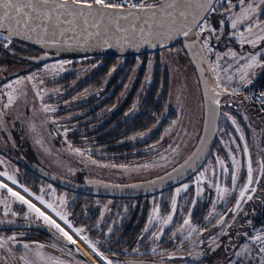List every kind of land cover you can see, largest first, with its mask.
Instances as JSON below:
<instances>
[{
  "label": "rangeland",
  "instance_id": "374dc122",
  "mask_svg": "<svg viewBox=\"0 0 264 264\" xmlns=\"http://www.w3.org/2000/svg\"><path fill=\"white\" fill-rule=\"evenodd\" d=\"M216 18L220 17L217 15ZM219 20L216 23L217 26H219ZM230 31L231 29L228 28V33H230ZM226 40L228 43L233 42L234 46L227 47L226 51H219L213 48L214 53L222 52L223 54L229 50L237 52L244 51L245 53L252 51L251 47L247 45L242 50L239 44L228 39V36ZM154 55L158 57L157 60L160 67L165 69L168 73L169 90L164 111H171V115L167 117V124L162 129L159 137L152 144H149L147 148H145V144L132 152V156L139 154L141 158H125L122 161L117 158L103 160L98 156H92L90 151L72 147L67 140L69 133L75 129L72 120L84 113L82 110H85V108L80 107L91 100H95L94 104H97L103 97L101 95L102 88H86L80 92L77 91L79 85L98 68L99 63L97 61L90 62V60L86 58L55 59L33 67L20 62L12 65H6L4 62H0V112L4 113L0 116V171H5L9 175L14 176L18 182L19 178L25 172L24 169L28 168L37 171L40 170L48 176L75 186L99 184L104 186L123 187L149 181L185 161L195 149L203 125V100L206 88L205 80L198 77L189 54L183 48L173 46L171 52L161 50ZM209 56L211 57L210 62L215 60L214 54H209ZM149 60L151 64L148 63L145 69V76L147 78H145L143 86L148 83V75L154 65L153 54L149 55ZM62 62L63 67L60 66ZM120 63L121 61L119 64ZM240 63L242 64L243 61ZM226 64H233V67L228 73L221 72V77L226 78L227 75H233V79L228 82L240 80L239 73L236 71L239 65L228 57H225V59L221 61V65ZM136 71L137 69L134 67L128 79L129 83L136 74ZM215 75L216 73L213 72L214 78ZM29 76L33 77L31 81L27 79ZM67 77H72V80L69 81L65 79ZM18 79L21 81L19 84L16 83ZM9 84L12 85V88L8 87ZM33 85H36V87L34 88ZM13 89H15V92H13L15 100L10 106L4 108V105L7 103V93L12 92ZM207 89L208 94L211 96L212 88H209L207 85ZM37 90H39L40 95H37ZM259 91L264 93L263 84L260 85ZM258 97L260 100L261 95ZM43 107L54 110L45 112ZM130 114H132L131 110L127 112V116ZM158 122L159 121H156L149 130L132 136L125 142L130 146L145 143L155 132ZM260 123L262 128V126H264V121L260 120ZM233 139L235 143H232ZM218 141L220 153L219 155H214L213 160L210 159L207 163V185L209 186V183H216L223 187L226 178L222 177L219 182L218 174L214 175V172H221V165L217 163V158L219 157L225 160L227 157V159H229L230 170L232 168V162L229 151L226 149V144H224V141L220 138H218ZM237 141L238 146L242 148L245 141L239 140V134L237 135V139L232 134L228 135V144L232 149L234 148L232 152L236 155L237 159L240 160L242 165L240 173L241 180L239 182L242 185L244 177L246 176L248 156L242 151L236 150ZM177 145L179 146L178 148ZM248 145L249 153L253 161V168L256 169L258 168L257 161L264 159V152L260 151L258 147V145H264V129L258 131L257 134L255 133L252 141H250ZM76 149H79L80 153H83V155L77 154L75 151ZM223 149L226 150V152H224ZM240 152L243 157L239 155ZM120 156H125V154ZM103 157H106V155ZM92 161H96V163ZM144 164H149L151 166L148 168L141 167ZM225 166H227V164H225ZM254 175L256 174L254 173ZM227 177L229 178V176ZM257 178L260 179V183L255 185L257 190L255 194H253V199L246 203H242L241 210L239 211V213L248 214L249 218L252 216L253 210L258 205L260 198L264 196V178H260L258 175ZM203 179H205V173L201 177V180ZM36 181L39 182L40 186L39 194L43 195L46 201L53 203V205L60 207L62 211L67 212L66 207L76 196L74 194L68 196L65 191L58 193L56 188L42 179H37ZM8 183L10 186L11 183ZM230 183L231 181H229V185ZM226 185H228V182ZM13 186L14 190L18 187L17 185ZM189 188L188 193H181L179 196H177V191L169 192L168 197L170 203L173 202V199L176 201L179 200L181 201L180 207H184L185 209L190 198L194 199L193 197L197 195V190L202 189V187H197V189L192 187ZM209 190L212 219L216 218L217 214L222 212L224 207L227 206L230 208L227 212L230 211L229 213L231 214L227 218L226 223L221 226L224 231L229 228L231 219L234 216L232 209L239 197V187H237L236 191L231 196L226 195L224 199L218 197L214 187H211ZM20 191L24 193L23 190ZM181 191L184 192L183 187ZM202 195V192H200L199 196ZM25 198L27 199L30 197L25 193ZM199 198L201 199V197ZM61 199L64 201L62 206L59 204ZM0 200L7 201L11 211L16 213L15 216H4V204L0 203V221H3V223H9L8 221L16 219L19 216H32L34 219L36 218L35 214L29 215L26 205L15 201L14 198L7 194L6 190L0 189ZM126 201L130 200L122 201L108 198H94L92 200L94 210L97 211V216L94 218L92 228L90 229H95L99 232V236L97 238H92V240L99 241L100 243L98 246H100L101 249L103 248L102 242L107 240L106 238L108 236H112L114 241L119 239L120 234H115L114 229L120 226L123 219L125 220L126 217H128L127 215L130 210H128L129 208ZM32 202L36 203L37 207L44 209L43 205H40L38 201L33 200ZM152 202H154V199H148L149 207H152ZM216 206L221 209L215 211L214 207ZM131 207H133V205H130V208ZM154 209H156L155 206ZM184 209L181 208L183 211L180 216L181 225L179 229H183V231L177 232L179 235L178 242L181 248L197 249L200 246L201 238L207 241V236L204 234L207 228L202 230L196 227L198 231L196 233H191L189 236L187 227L183 225V220L188 219L187 212L189 211L188 209ZM52 215L54 218L58 219L54 214ZM153 217L155 220L158 219L157 216L154 215V211ZM247 221L245 222L246 224L244 223V226L247 225L245 227H248ZM58 222L63 226L62 221L58 220ZM193 226L195 227V225ZM79 227L86 229L85 225L79 224ZM109 228L112 229L111 233L108 232ZM221 228L214 224L210 226V244L216 241L215 239L222 234ZM88 232L89 231L86 229L84 234L88 236ZM245 232H241V234ZM13 236L16 238L15 241L8 240L9 237ZM186 236H188L187 239H185ZM25 237L31 238V231L13 230L8 233L0 232V238H4L7 241L5 249L0 250V264H4L5 261L7 264H23V261L20 259L23 255H27L28 259L32 261L33 264H40L39 259L35 255V251L37 250L44 253L45 256L57 257L65 263L71 261V258L66 257L65 252L61 251V248L53 241H44V239L41 241H25ZM138 242L139 238L136 243ZM154 243L157 244V242ZM244 243H248L250 247H253L250 240L245 237L243 241H241L240 246ZM24 244H27L31 251L25 249L23 247ZM53 244L57 246L53 247ZM39 245H44V247L38 248ZM152 245L150 247H152ZM75 246L78 248L77 244ZM84 247L86 248V246ZM105 254L109 255L110 259H112L110 253L107 252ZM233 259L234 261L237 260L235 256ZM115 262L117 264V261Z\"/></svg>",
  "mask_w": 264,
  "mask_h": 264
},
{
  "label": "snow or ice",
  "instance_id": "6c2138e0",
  "mask_svg": "<svg viewBox=\"0 0 264 264\" xmlns=\"http://www.w3.org/2000/svg\"><path fill=\"white\" fill-rule=\"evenodd\" d=\"M214 14L220 16L218 27L213 26L212 17ZM225 28L231 29L230 33H227L228 39L238 43L242 50L247 45L251 47L252 51L245 53L244 51L229 50L223 54L214 53L210 42L213 39L219 42L221 37L226 34ZM17 40L31 42L45 50H55L57 55L62 52L87 51L89 49H115L121 55L127 51H135L143 55L144 50L149 48L171 52L174 43L181 40L184 42V49L191 52L194 57L193 62L199 60L203 64L209 54H214L215 60L209 62L208 67L216 73L215 86L211 89L212 95L210 97L207 87L205 88V99L209 100L208 119L205 126L206 130L211 127L212 131H216V121L220 116L219 108L221 105L219 97L224 92L230 95L239 94L237 89L227 87V82L233 79V75H227L226 78H222L220 75L221 72L228 73L233 64L221 65V61L228 57L239 65L236 71L239 73L240 80L246 85L253 82L256 69H264V0H0V46L3 49L11 50L10 46ZM43 55L46 58L48 52L45 51ZM241 61H243L242 64ZM60 66L63 67V62ZM199 71L203 74L204 69L199 68ZM27 79L31 81L33 77L29 76ZM16 83L19 84L21 81L18 79ZM222 85L224 86L222 87ZM8 87L12 88V85L9 84ZM33 87L35 88L36 85ZM13 92L15 89L7 93V103L4 108L14 102ZM37 95H40L39 90H37ZM260 103L264 109V93H261ZM43 110L48 112L54 109L43 107ZM3 114L0 112V116ZM223 116L231 121V125L239 133V140L245 141L243 147L237 146L236 150L242 151L248 156L246 176L241 185L239 182L242 165L230 150L231 170L225 166L224 160L217 158V163L221 165V174L230 177V185L222 187L220 184L209 183V187L215 188L220 199H224L226 195L231 196L239 187V197L232 209L235 216L241 210L242 203L253 199V194L257 190L255 185L260 183L257 175L264 178V159L257 161L258 168H253L244 131L232 115L225 112ZM205 143L202 139V148L198 149L197 153H193V156L189 157L185 164H189V161L198 156ZM232 143H235L234 139ZM258 147L260 151L264 152V145H258ZM75 151L77 154L83 155L79 149ZM92 162L96 163V161ZM150 166L144 164L141 167L148 168ZM203 175L204 173H201L200 177H197L198 182ZM0 177L4 178V180H0V189L6 190L7 194L15 201L26 205L29 215L35 214L36 218H42L44 224L50 229H54L61 240L66 242V245L61 247V251H64L67 245H76L81 242L93 256L95 264H116L109 255L101 251L98 246L99 241L89 239L84 234L85 228L73 224L68 218L67 212L46 201L43 195L36 194L27 187L19 185L17 179L7 172L0 171ZM5 181H10L12 185L22 188L23 192L32 199H26L25 195L14 190ZM187 188V184L183 185V190H187ZM181 190L178 188L177 194ZM202 191L203 189H198L197 196ZM33 200L38 201L44 209L49 211L47 213L42 211L36 203L32 202ZM0 203L4 204V216L16 215L15 212L11 211L7 201L0 200ZM59 204L61 206L64 204L63 199L59 201ZM176 208V200L173 199V213L176 212ZM52 214L63 222V226ZM191 214L189 211V218L183 220V225L187 227L189 236L198 231L191 223ZM154 215H159V209L154 210ZM172 219L171 214L162 217L159 221L161 224L159 231L155 228L152 231L145 228L144 231L153 236L154 240L159 241L163 233V226L171 223ZM148 223L153 225V220L150 219ZM218 223L223 226L226 221L221 217ZM247 223L254 228L251 221H247ZM178 231L182 232L183 229ZM108 232L111 233L112 229L109 228ZM262 232L264 230L256 231L255 235L248 232L238 233L237 235L250 239L251 244L255 247H250L248 243L237 246L239 250L233 254L237 260L233 261L230 258L229 264H264V234ZM221 233L227 235L223 231V227ZM172 235L176 237L177 232H173ZM187 238L188 236L185 237V239ZM15 239L14 236L8 238L11 241H15ZM6 244L7 241L0 238V250L5 249ZM56 246L53 244V247ZM23 247L29 249L27 244H24ZM43 247L44 245L38 246V248ZM75 251L78 253L79 249ZM134 251L138 253L139 249H134ZM156 251V247L151 248L152 253ZM73 252L72 248H67V255L72 256ZM35 255L40 264H65L63 260L45 256L39 250L35 251ZM112 255H116V253H112ZM172 258V256L169 257V259ZM20 259L23 264H33L27 255L21 256ZM4 264L7 262L5 261ZM80 264H88V262L83 261Z\"/></svg>",
  "mask_w": 264,
  "mask_h": 264
},
{
  "label": "trees",
  "instance_id": "16d2710c",
  "mask_svg": "<svg viewBox=\"0 0 264 264\" xmlns=\"http://www.w3.org/2000/svg\"><path fill=\"white\" fill-rule=\"evenodd\" d=\"M217 15L218 14H214L212 20H215ZM214 27H217V25L214 24ZM225 33L227 37L228 28H225ZM226 37L222 38V41H225L226 45L214 49L222 50L234 46L233 42H227ZM10 47L11 50H7L0 46V62H4L6 65L20 62L25 65H30V67L39 65L29 62L28 58L40 56L43 54L41 51L16 41ZM151 54L153 53L132 57L71 58H86L89 59L90 62L97 61L99 63L98 68L79 85L78 92L86 88H102L101 93H113L112 96L101 99L98 104H94L95 100H92L80 107L85 108V110H82L84 113L72 120L75 129L72 130L67 137L72 147L90 151L92 156H98L103 160L117 158L122 161L125 158L132 157L138 159L140 155L132 156V152L147 143L155 141L159 137L162 129L168 122L167 117L171 115V111H164L169 90V77L167 71L160 67L157 60L158 57L154 56V65L148 75V83L143 86V82L145 78H147L145 76V69L150 62L149 55ZM120 61L121 63L119 64ZM134 67H136L137 71L129 83L128 79ZM71 78L72 77H67L65 79L70 81L72 80ZM262 83H264V76L262 78ZM125 87L127 89L126 92L124 91ZM120 93H130V95L126 96L124 99L122 98L116 103L115 100ZM129 110L132 111V114L127 116ZM156 121L159 122L155 132L150 136V141L135 144L134 146H130L125 142L128 138L149 130ZM219 131L220 129H218V134L215 137L210 151L209 159L212 160L214 155H219L220 153L218 138L223 140L225 137ZM122 154H125V156H120ZM104 155H106V157H103ZM24 170L25 172L19 178L18 184L27 187L36 194H39L40 187L39 182L36 181L37 179H42L46 183L52 185L56 188L58 193L65 191L68 196L74 194L76 197H74V200L66 207L69 219L77 227H79V224L85 225L86 229L89 231V239L92 240V238H97L99 236L98 231L90 229L92 228L94 218L97 216V211L94 210L92 200L94 198L105 199L104 197L82 195L70 191L44 179L32 169L25 168ZM160 200L169 201V197H164ZM259 215L264 217V196L260 198L258 205L253 210L250 220L252 225L257 222ZM244 220H246V218ZM196 226L199 229L203 228V226L199 224ZM248 227L250 226L248 225ZM248 227L244 226L243 231H247ZM0 232L3 233L4 231L0 230ZM106 239L107 240L102 242L103 248H100L101 251L105 253L108 252L111 255L112 253H116V255H112V260L122 262L124 259L122 251L124 250V244L127 242L125 236L120 234L119 239L116 241H114L112 236H108ZM240 241H243V239H240Z\"/></svg>",
  "mask_w": 264,
  "mask_h": 264
},
{
  "label": "flooded vegetation",
  "instance_id": "af4514ba",
  "mask_svg": "<svg viewBox=\"0 0 264 264\" xmlns=\"http://www.w3.org/2000/svg\"><path fill=\"white\" fill-rule=\"evenodd\" d=\"M218 19L219 18L212 20L213 26L214 24L218 22ZM223 37H226V36L225 35L222 36L219 42L213 39L210 42L211 46L213 48L224 47L226 45V42L222 41ZM229 43H232V42H229ZM175 46L184 49L182 42L177 43L176 45H174V47ZM226 49L227 48L219 50V51H226ZM155 53H153V56H155L154 55ZM219 53L222 54V52H219ZM210 58L211 57L208 55L207 56L208 63L210 62ZM194 69H195V66H194ZM263 76H264V69H257L255 71V76L251 84L246 85L241 80H235L234 82H228L227 87L229 89H232V88L237 89L239 94L230 95L227 92H224L219 97L221 101V105L219 108L220 116H219V124L217 127L216 135L218 134V129H220L219 132H221V134L225 136L222 141H224V144H226L225 146L228 151L230 150L234 151V148L232 149V147L229 146L228 144V135L232 134L237 139V135L239 133L235 131V128L231 125V121H229L227 117L223 116V113L225 112L229 113L237 120V123L239 124V126L245 133L246 142L248 143L252 141V138L254 137L255 133L257 134L258 131H260L261 129H264V126H262L261 128V123H260V120L264 121V109L261 108L260 103H259L260 102L259 97H258L261 93V91H259L260 85L261 84L264 85V83H262ZM198 77L200 79L205 80L204 82H205L206 87L207 85L209 88L210 87L213 88L215 86L214 77H213V80L207 79V77L203 74L201 75L198 74ZM126 87L124 90L125 92L127 90ZM112 94L113 93H105V94L101 93V95L103 96L102 99L112 96ZM129 95L130 93L129 94L120 93L118 98L115 100V102L117 103L122 98L124 99L126 96H129ZM203 106H204V100H203ZM203 117H204V108H203ZM245 117H247V119H245ZM148 141H150V138L145 142H148ZM153 142L147 143L145 145V148H147L149 144H152ZM236 146H238V141L236 143ZM224 152H226V150H224ZM239 155L243 157L241 152ZM209 156L206 158L203 165L192 176H190L187 180L183 181L182 183L178 184L177 186L169 190H165L163 192L153 194L147 197L123 198V200L122 198H117V200H122V201L130 200V201H126L127 206L129 208L128 210H130L127 215L128 217H126L125 220L123 219L120 226L114 229L115 234L117 235L123 234V236H125V240L127 241L124 244V251L122 253L124 256V259L122 262L117 261V264H133L135 262H153L157 264H229L230 258L234 261L233 254L234 252L238 251L237 246H240L241 244L240 235H237V234L238 233L241 234V232H243L244 223L247 220L250 221L251 217L249 218L248 214H243V213H238L237 215L233 216L230 222L231 226H229V228L224 230V232H226L227 235L220 234L217 237V239H215L216 241H214L212 244L209 243L211 239V231L209 230L210 226L214 224L221 228V225H217V222L219 221L220 217L223 214H225L228 210H230V208L226 206L223 208L222 212L219 211L220 213L217 214L216 218L212 219L211 217L212 216V211H211L212 206H211V199H210V194H209L210 193L209 189L211 187L207 185V163L210 160ZM224 162L229 167V159H227V157L224 160ZM201 173H205V179L200 180V182H198L197 177H200ZM215 174H218L219 182L221 181L222 177L226 178L225 183H223L224 186L227 184V182L229 185L230 177L228 178L226 175L224 176L221 175V172L219 173L214 172V175ZM0 180H4L3 177H0ZM5 182L8 183L10 181H5ZM185 184L188 185V188H187L188 191L187 190H184V192L181 191L179 193L180 195L181 193L182 194L188 193L190 189L189 187H192L195 189H197V187H200V188L202 187L203 189L202 191L203 195L202 196L196 195L197 197L194 196L193 197L194 199L190 198L185 208V209H188V211H191L192 213L191 222L193 225H195V227H197L196 225L199 224L203 226L202 230L207 228L204 231V234L207 236V241L201 238L200 246L197 249L181 248L178 242L179 241L178 233L176 237H173L172 235L173 232H178L180 225H181L180 216H181V212L183 211L181 210V208L184 209V207H180L181 201L179 200L176 201L177 208H176V212L173 213L172 212V202L170 203V201L168 200L166 201L160 200L164 197H168L169 192L176 191L177 190L176 188L182 189L183 185ZM10 186L14 188L12 184ZM15 190L20 191L23 189L16 187ZM21 194L25 195V193H22V192ZM179 194L177 196H179ZM199 197H201V199ZM150 198L154 199V202H152L153 204H151L152 207L148 206V199ZM27 199H32V198H27ZM130 205H133V207L130 208ZM154 206L156 209H159V215L157 216L158 218L157 220H155L153 217V211L155 210ZM219 209L221 208H218L217 206L214 207L215 211L216 210L218 211ZM41 210L45 211L46 213L48 212L47 209L41 208ZM229 212L227 213L225 221L231 214ZM170 214L173 216L172 222L169 223L168 225L163 226V233L159 241L154 240L153 236L148 235V233L144 231L145 228H149L150 231H152L153 228H155L157 231H159L161 227V224L159 223V221L161 220L162 217H166ZM245 218L246 220H244ZM150 219L153 220V225H149L148 221ZM58 220L59 218L57 219V221ZM11 221H32V222H37L39 224L46 225L44 224L42 219L40 218L34 219L32 216H25V217L19 216L18 218L13 219ZM0 225H2V223H0ZM24 230L31 231V236H32L31 238L25 237L24 238L25 241H29V240L41 241L42 239H44V241L45 240L53 241L60 248L66 245V243H60V242L53 240L50 236H48L47 234L41 231L29 230V229H24ZM1 231L8 233L13 230H1ZM142 237H144V239H141ZM138 238H139V242H138L139 244L136 243V241H138ZM154 242H157V244H155ZM151 245L152 247H155L156 245L157 251L155 253L151 252V248H152L150 247ZM77 246L78 248L76 246L75 247L79 249L83 255L87 256V258L92 262V264H95V261L93 260V256L83 246V244L77 243ZM68 247L72 248L71 246L67 245L63 252H65L66 257L71 258V261L66 262L65 264H80V262L86 261L82 255L76 253L75 251L73 252L72 256L67 255ZM134 249H139V252L137 253L136 251H134ZM161 253H163V255H161ZM170 256H172L173 258L169 259Z\"/></svg>",
  "mask_w": 264,
  "mask_h": 264
},
{
  "label": "water",
  "instance_id": "95a60500",
  "mask_svg": "<svg viewBox=\"0 0 264 264\" xmlns=\"http://www.w3.org/2000/svg\"><path fill=\"white\" fill-rule=\"evenodd\" d=\"M21 44H24L28 47H31L33 49L41 51L43 54L45 51L48 52L47 57L45 58L43 54H41L38 57L35 58H28V61L33 64H41L46 61L55 60V59H71V58H81V57H132V56H143L150 53L159 52L162 49H146L144 50V54L140 55L136 53L135 51H127L123 55H121L117 50L115 49H89L87 51H70V52H62L59 55L55 53V50H45L42 49L39 45L32 44L31 42L27 41H19ZM182 42L184 46L183 40L175 42L174 45L177 43ZM173 45V46H174ZM187 53L189 54L192 62L194 60V57L192 56L191 52H189L187 49H185ZM196 72L198 74H202L199 71V68H203L204 72L203 75L207 77V79L213 80V74L212 70L208 67V60H206L203 64L199 62V60H196V62H193ZM209 95V94H208ZM210 97V95H209ZM208 106H209V100H206L204 97V118H203V125L200 133V137L198 140V143L191 153V156H193V153H197L198 149L202 148L201 140L203 139L206 143L203 146V150L199 152L198 156L194 157L192 161H189V164H185V161H188V158L180 163L178 166H175L168 172L157 176L149 181L136 184V185H130V186H123V187H117V186H104L99 184H89L86 186H75L68 183H65L59 179L53 178L51 176H48L47 174L43 173L40 170H34L35 173H37L39 176L43 177L44 179L50 181L51 183L58 185L60 187H63L65 189H68L70 191H74L76 193L82 194V195H89V196H95V197H104V198H138V197H147L153 194H157L160 192H163L165 190H169L178 184L182 183L183 181L187 180L190 176H192L204 163L206 158L209 156L212 145L214 143L216 133H217V127H218V121L219 118L216 121V131H212L211 127H209L206 130L205 122L208 119L207 113H208ZM214 107V106H213ZM183 166V167H182ZM226 212L221 217L224 219L227 216ZM220 217V218H221ZM217 225H220L217 222ZM252 226L248 227L247 231ZM1 230H38L41 231L48 236H50L53 240L60 242V243H66L61 240L58 233L55 232L54 229H50L47 225L39 224L37 222L32 221H11V223H5L0 225ZM245 232V231H243ZM241 239H244L242 235H240ZM73 250L75 251L77 248H75L73 245ZM76 252V251H75ZM78 254L82 255L85 260L92 264V262L87 258V256L83 255L81 251L79 250ZM133 264H157L153 262H135Z\"/></svg>",
  "mask_w": 264,
  "mask_h": 264
},
{
  "label": "built area",
  "instance_id": "2783aa9c",
  "mask_svg": "<svg viewBox=\"0 0 264 264\" xmlns=\"http://www.w3.org/2000/svg\"><path fill=\"white\" fill-rule=\"evenodd\" d=\"M261 95V94H260ZM260 101V100H259ZM254 228L251 227L248 232L252 235H255L256 231H261L264 230V217L262 215L258 216V220L255 224H253ZM255 229V230H254ZM262 234H264V232H262ZM244 238V237H243ZM250 240V239H249ZM251 242V240H250ZM253 247H255L254 245H252Z\"/></svg>",
  "mask_w": 264,
  "mask_h": 264
}]
</instances>
